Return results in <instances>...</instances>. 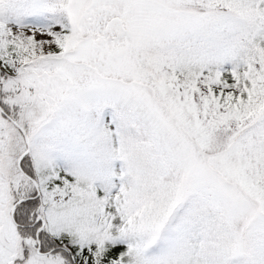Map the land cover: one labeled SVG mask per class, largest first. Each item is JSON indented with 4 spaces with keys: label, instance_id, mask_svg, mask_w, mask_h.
I'll return each instance as SVG.
<instances>
[{
    "label": "snow or ice",
    "instance_id": "snow-or-ice-1",
    "mask_svg": "<svg viewBox=\"0 0 264 264\" xmlns=\"http://www.w3.org/2000/svg\"><path fill=\"white\" fill-rule=\"evenodd\" d=\"M0 264H264V0H0Z\"/></svg>",
    "mask_w": 264,
    "mask_h": 264
}]
</instances>
